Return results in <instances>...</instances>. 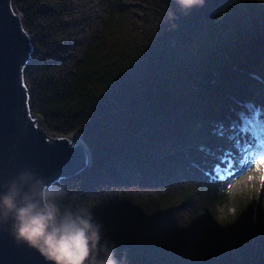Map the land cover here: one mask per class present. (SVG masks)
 Instances as JSON below:
<instances>
[{"label":"trees","instance_id":"1","mask_svg":"<svg viewBox=\"0 0 264 264\" xmlns=\"http://www.w3.org/2000/svg\"><path fill=\"white\" fill-rule=\"evenodd\" d=\"M14 1L34 41V113L91 153L58 184L117 254L264 264V0H204L187 15L176 0ZM244 117L259 126L241 131Z\"/></svg>","mask_w":264,"mask_h":264},{"label":"water","instance_id":"2","mask_svg":"<svg viewBox=\"0 0 264 264\" xmlns=\"http://www.w3.org/2000/svg\"><path fill=\"white\" fill-rule=\"evenodd\" d=\"M33 51V36L15 1L0 0V180L29 165L58 184L88 169L92 158L78 132L52 133L34 113L26 79ZM0 264L51 262L0 230Z\"/></svg>","mask_w":264,"mask_h":264},{"label":"clouds","instance_id":"3","mask_svg":"<svg viewBox=\"0 0 264 264\" xmlns=\"http://www.w3.org/2000/svg\"><path fill=\"white\" fill-rule=\"evenodd\" d=\"M176 4L187 15L204 0ZM164 15L177 18L171 10ZM0 230L17 245L36 249L51 264H129L127 251L117 254L116 241L89 207L68 202L62 184L48 181L29 165L0 180Z\"/></svg>","mask_w":264,"mask_h":264},{"label":"snow or ice","instance_id":"4","mask_svg":"<svg viewBox=\"0 0 264 264\" xmlns=\"http://www.w3.org/2000/svg\"><path fill=\"white\" fill-rule=\"evenodd\" d=\"M255 126H259L256 124V121L254 119V117H244L243 119V128L241 129V131L247 132L250 130H254ZM264 154V153H262ZM252 158L249 157V160H251ZM217 171H219V169H217ZM243 171V169H240V171L236 172V175H240L241 172ZM220 179H223L222 177ZM229 179H231V177H229ZM228 187L229 192H231V186L230 185H226ZM228 211H230L231 213H235V209L234 208H230Z\"/></svg>","mask_w":264,"mask_h":264}]
</instances>
